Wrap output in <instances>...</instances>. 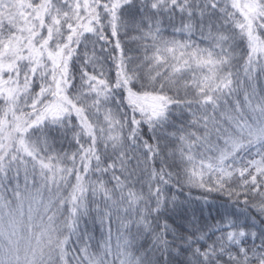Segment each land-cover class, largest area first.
<instances>
[{"label": "snow or ice", "instance_id": "1", "mask_svg": "<svg viewBox=\"0 0 264 264\" xmlns=\"http://www.w3.org/2000/svg\"><path fill=\"white\" fill-rule=\"evenodd\" d=\"M0 264H264V0H0Z\"/></svg>", "mask_w": 264, "mask_h": 264}, {"label": "trees", "instance_id": "2", "mask_svg": "<svg viewBox=\"0 0 264 264\" xmlns=\"http://www.w3.org/2000/svg\"><path fill=\"white\" fill-rule=\"evenodd\" d=\"M129 47H134V45H129ZM187 191V190H186ZM192 195L195 197V196H199L200 193L198 191H193L192 192ZM214 210V209H213ZM207 208L205 209V215H207ZM89 231L94 235V238L95 240H99L101 239V236H102V232H103V228L101 225H99L98 223L96 224H92L90 223L89 224ZM112 231H113V236L116 235V223L115 221L113 222V226H112ZM94 242V241H93ZM147 242L145 241V244Z\"/></svg>", "mask_w": 264, "mask_h": 264}]
</instances>
